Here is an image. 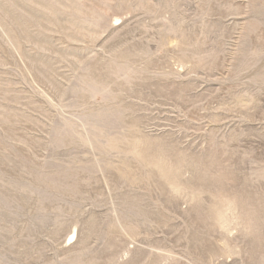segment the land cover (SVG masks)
I'll use <instances>...</instances> for the list:
<instances>
[{
  "label": "rangeland",
  "instance_id": "374dc122",
  "mask_svg": "<svg viewBox=\"0 0 264 264\" xmlns=\"http://www.w3.org/2000/svg\"><path fill=\"white\" fill-rule=\"evenodd\" d=\"M0 264H264V0H0Z\"/></svg>",
  "mask_w": 264,
  "mask_h": 264
},
{
  "label": "bare ground",
  "instance_id": "6f19581e",
  "mask_svg": "<svg viewBox=\"0 0 264 264\" xmlns=\"http://www.w3.org/2000/svg\"><path fill=\"white\" fill-rule=\"evenodd\" d=\"M74 237V234L72 235V238Z\"/></svg>",
  "mask_w": 264,
  "mask_h": 264
}]
</instances>
